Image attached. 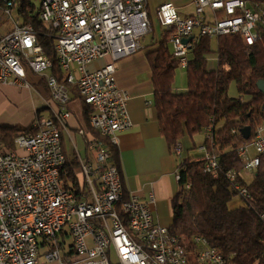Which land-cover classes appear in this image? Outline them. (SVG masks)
Returning <instances> with one entry per match:
<instances>
[{"label":"built area","instance_id":"1","mask_svg":"<svg viewBox=\"0 0 264 264\" xmlns=\"http://www.w3.org/2000/svg\"><path fill=\"white\" fill-rule=\"evenodd\" d=\"M38 19L56 31V59L85 103L93 107L89 125L116 145V133L132 122L127 109L129 93L117 86L115 63L141 48L152 30L148 0H34ZM193 12L182 16L169 0L160 2L154 17L171 32L174 58L186 68L199 37L238 33L247 44L258 36L259 9L246 0H192ZM20 0H0V85L46 86L48 115L35 111V132L19 134L15 148L0 140V264H191L189 250L168 226L153 219L151 203L133 193L125 195L121 171L101 143L89 145L94 162L78 156L84 178L81 195L63 186L60 170L65 162L61 130L76 98L71 88L50 72L52 61L38 42L32 24L20 14ZM189 38L187 41L184 39ZM108 57L100 67L91 62ZM77 72V73H76ZM263 119L235 148L241 169L224 172L238 195L249 197L242 182L253 176L264 158ZM233 133L234 129L231 130ZM196 147L203 171L216 178L221 172L217 133L203 132ZM253 148V151H252ZM181 142L173 152L180 159ZM179 180V168L176 171ZM189 184H186V188ZM264 217V213L261 214ZM68 227L71 246L59 238ZM198 264H226L223 256L199 235L192 238ZM45 248V249H43ZM43 249L42 254L40 253Z\"/></svg>","mask_w":264,"mask_h":264},{"label":"trees","instance_id":"2","mask_svg":"<svg viewBox=\"0 0 264 264\" xmlns=\"http://www.w3.org/2000/svg\"><path fill=\"white\" fill-rule=\"evenodd\" d=\"M20 1V14L32 24L44 54L52 61L50 72L71 88L74 97L81 98L76 87L67 83L66 75L58 65L54 48L56 31L38 19L34 0ZM246 1L262 14L256 41L247 44L238 33L223 34L215 37L216 48L213 49L210 37H199L189 53L184 91H176L173 86L175 71L180 66L169 47L171 32L162 30L146 52L159 132L169 148L173 149L183 135L194 136L209 126L217 133L220 146L217 154L221 172L216 178L203 171V160L198 153L180 158L178 163L179 190L171 201L172 222L168 228L190 251L191 264H198L192 241L195 235L205 237L226 264H264V217H261L264 213V158L251 179L242 182L249 197H242L241 204L234 208H229L228 202L238 192L224 176L228 169H241L235 151L244 139L241 129L247 125L253 127L255 122L263 119L264 93L257 82L264 80V0ZM150 17L153 22L154 14ZM212 54L215 63L209 62ZM232 83L236 96L229 92ZM81 102L83 117L91 133L87 145L101 142L109 150L112 163L121 171L117 146L89 125L93 107L84 100ZM33 132L32 121L26 126L0 124V140L10 150L15 148L16 136ZM61 148L65 155L60 170L63 186L80 196L84 178L76 158L67 157L62 130ZM186 184H189L188 188Z\"/></svg>","mask_w":264,"mask_h":264},{"label":"crops","instance_id":"3","mask_svg":"<svg viewBox=\"0 0 264 264\" xmlns=\"http://www.w3.org/2000/svg\"><path fill=\"white\" fill-rule=\"evenodd\" d=\"M165 0H148V10L154 14L155 7ZM178 8L184 16L193 12L192 0H169ZM155 18V17H154ZM160 36V35H159ZM142 42L141 48L133 54L119 59L116 65L115 81L118 87L126 89L129 93L127 109L131 119V126L116 133V146L119 151L121 175L125 195L135 194L142 200H148L149 195L154 197L150 204L153 219L162 225L169 226L172 222L171 201L179 190L176 171L179 158L167 145L165 138L159 132L156 109L153 103L152 73L147 60L146 52L153 41ZM171 50V45H170ZM215 56L209 57L210 63H215ZM108 61V57L99 58L89 64L90 69L100 67ZM77 73V72H76ZM41 87L22 88L24 95L30 92L36 93L34 111L29 124L35 118L38 109L49 110L45 107L47 99L46 86L40 80ZM45 86V88H44ZM174 89L184 91L186 89V72L184 68L177 67L175 71ZM12 85H0V97L14 99V95L21 92ZM39 94H38V93ZM75 104L68 117L67 128L62 129V142L64 150L69 158L82 156L94 162V154L87 140L91 139V133L83 117L82 102L75 97ZM0 124L14 125L13 122L1 121ZM181 142V141H180ZM15 146V145H14ZM182 158V157H180ZM70 236L62 230L59 238L67 245L66 240ZM71 236L70 243L71 246ZM45 249V248H43ZM40 252L42 254L43 252ZM40 264H59L57 260H41Z\"/></svg>","mask_w":264,"mask_h":264},{"label":"rangeland","instance_id":"4","mask_svg":"<svg viewBox=\"0 0 264 264\" xmlns=\"http://www.w3.org/2000/svg\"><path fill=\"white\" fill-rule=\"evenodd\" d=\"M4 28H0V32H2ZM162 28L159 25L158 21L156 18L153 20V25H152V30L148 32L142 39V42H150L154 38H157L160 33L162 32ZM211 46L213 49L216 48V39L211 38ZM170 47V43H169ZM41 87L43 86L42 84H39ZM17 87V86H15ZM22 88H31V87H17L19 91L22 90ZM45 88V86H44ZM229 92L231 95L236 96V89L234 84L232 83L229 89ZM38 93V92H37ZM39 94V93H38ZM14 99H7V98H1L0 97V122L1 121H7V122H13L14 125H24L26 122L31 120V117L33 115L34 111V101L37 99L36 98V93L30 92L29 94L24 95L23 91L18 92V94L14 95ZM42 114L46 113V110H41L40 111ZM30 124V123H29ZM28 125V124H27ZM203 132H200L198 134H195L194 136H189L187 134L183 135L180 138L181 141V146H182V151H181V156L182 158L187 157L189 155H194L197 152L196 149H194V146H198L203 142ZM253 151V148H252ZM245 177L247 179L251 178V175L246 174ZM242 202V197L239 195H234L232 199L228 202L229 208H234L238 205H240ZM64 231L68 232V227L64 226ZM66 247H69L70 243V236H68L66 240ZM47 262V261H45Z\"/></svg>","mask_w":264,"mask_h":264},{"label":"water","instance_id":"5","mask_svg":"<svg viewBox=\"0 0 264 264\" xmlns=\"http://www.w3.org/2000/svg\"><path fill=\"white\" fill-rule=\"evenodd\" d=\"M189 38L184 39V41H187ZM257 86L261 92L264 93V80H259L257 82ZM251 127L250 126H244L241 131L244 137H247L249 135Z\"/></svg>","mask_w":264,"mask_h":264}]
</instances>
